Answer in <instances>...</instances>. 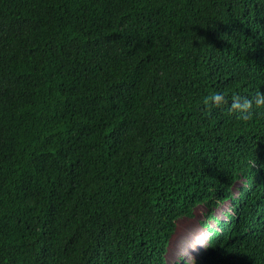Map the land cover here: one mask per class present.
Listing matches in <instances>:
<instances>
[{"label":"trees","instance_id":"trees-1","mask_svg":"<svg viewBox=\"0 0 264 264\" xmlns=\"http://www.w3.org/2000/svg\"><path fill=\"white\" fill-rule=\"evenodd\" d=\"M257 94L264 0H0V264H264Z\"/></svg>","mask_w":264,"mask_h":264},{"label":"rangeland","instance_id":"rangeland-1","mask_svg":"<svg viewBox=\"0 0 264 264\" xmlns=\"http://www.w3.org/2000/svg\"><path fill=\"white\" fill-rule=\"evenodd\" d=\"M228 202L214 208V214L221 215L227 208ZM206 208L199 205L194 210L192 217H182L177 220L176 228L170 237L166 258L169 262L183 256L186 260H192L200 253L206 243L208 230L202 224L203 212ZM210 226H215L213 220L208 221Z\"/></svg>","mask_w":264,"mask_h":264},{"label":"clouds","instance_id":"clouds-1","mask_svg":"<svg viewBox=\"0 0 264 264\" xmlns=\"http://www.w3.org/2000/svg\"><path fill=\"white\" fill-rule=\"evenodd\" d=\"M207 99H211L213 101V103L218 104L223 100V95L216 93V94H212L209 97H207L206 101H207ZM237 99H239V98H237ZM256 103L258 105L264 103V96L257 94ZM249 106H250V101L247 99H244L243 103H237L236 100H234L233 105H232L233 108H239V109H246Z\"/></svg>","mask_w":264,"mask_h":264}]
</instances>
